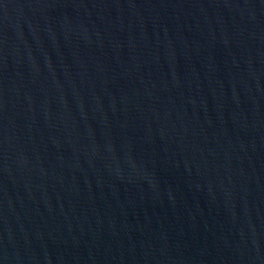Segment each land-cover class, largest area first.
I'll return each instance as SVG.
<instances>
[{
	"label": "water",
	"instance_id": "95a60500",
	"mask_svg": "<svg viewBox=\"0 0 264 264\" xmlns=\"http://www.w3.org/2000/svg\"><path fill=\"white\" fill-rule=\"evenodd\" d=\"M0 264H264V0H0Z\"/></svg>",
	"mask_w": 264,
	"mask_h": 264
}]
</instances>
